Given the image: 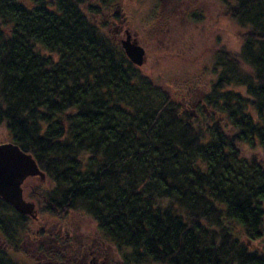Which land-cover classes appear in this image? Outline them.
<instances>
[{"label": "trees", "instance_id": "16d2710c", "mask_svg": "<svg viewBox=\"0 0 264 264\" xmlns=\"http://www.w3.org/2000/svg\"><path fill=\"white\" fill-rule=\"evenodd\" d=\"M164 1L0 0V129L45 175L22 186L35 219L0 201V264L74 214L125 264H264V0H210V18L173 0L158 33L194 25L195 49L157 55L155 76L108 27L116 4ZM221 24L236 48L205 36ZM187 82L195 116L175 96Z\"/></svg>", "mask_w": 264, "mask_h": 264}, {"label": "rangeland", "instance_id": "374dc122", "mask_svg": "<svg viewBox=\"0 0 264 264\" xmlns=\"http://www.w3.org/2000/svg\"><path fill=\"white\" fill-rule=\"evenodd\" d=\"M172 2L173 0H166L162 2V10L157 8L156 13L155 10L152 12L149 9V5L152 3L136 4L131 10L126 8V6L122 8L119 7V4H116L115 9L121 17V22L115 19L109 20L108 30H110V35H112V31L114 29L121 27V23L124 24L121 28L123 32L117 35L118 42L124 38V30H128L145 49L147 59L145 65L143 66L146 67L147 72L145 73L147 74H153L156 76V71H149V69L150 61H153L157 55L176 52L183 54L184 50L190 51L195 49V37L198 32L194 25L179 24V22L178 24L176 23L174 27H171L169 23L166 24V26L163 24L162 28L168 27L170 29L167 31L168 28H166L164 32L160 34L158 33L156 28L159 24L156 23L158 13H165L167 10H170V8H174V4H172ZM176 5L178 14L193 11L197 5H201L203 7V10L208 18L217 12V7L210 0H181V3ZM179 19V17H176L177 21H179ZM213 29L205 30V36H218L227 46L233 48L237 47L234 28L230 25L221 24ZM189 41L194 44L192 48H189ZM190 84V82H187L186 84L177 85L175 96L178 98L179 102L183 103L185 110L190 111L193 116H195V110L198 105L201 104L200 90L196 88L195 85L190 86ZM5 143L11 142H9L7 132L4 129H0V144ZM45 221L46 220H42V223H44L45 226L41 229L44 233H41V236L32 235L31 237H25L23 239L24 246L21 245L18 253H13L14 260L20 264H58L53 261L51 262L52 257H49L50 254L55 251L59 255H65V258L62 261L63 264H91V257L87 259L79 257L78 251L80 250L77 249V247H79L82 243V236L84 234H88L91 237H94V239H98V241L95 242L105 245V247H102L99 252L100 254L102 252L104 257L108 254L107 258L110 264H125L123 257L119 254L117 249L113 245L103 242V239L96 234L97 231L95 224L87 217L74 214L70 215L63 222L55 219L47 220V223ZM66 222L71 223L72 225H77L79 229H76V231L71 230L68 226H66ZM59 225H63V231H60ZM40 226L41 224L31 225L32 233L36 234V230ZM64 229H68V232L70 233L69 239L64 237ZM94 239H91L90 242ZM248 246L252 250H261L263 248V244L261 242L251 243L248 244ZM44 249H49V252L46 253ZM70 259L72 260L71 262L68 261Z\"/></svg>", "mask_w": 264, "mask_h": 264}, {"label": "water", "instance_id": "95a60500", "mask_svg": "<svg viewBox=\"0 0 264 264\" xmlns=\"http://www.w3.org/2000/svg\"><path fill=\"white\" fill-rule=\"evenodd\" d=\"M119 44L126 58L136 67L146 63V51L128 30ZM29 179L44 181L31 155L22 152L12 143L0 144V201L11 206L17 213L36 218L35 205L24 197L23 184Z\"/></svg>", "mask_w": 264, "mask_h": 264}, {"label": "flooded vegetation", "instance_id": "af4514ba", "mask_svg": "<svg viewBox=\"0 0 264 264\" xmlns=\"http://www.w3.org/2000/svg\"><path fill=\"white\" fill-rule=\"evenodd\" d=\"M120 26H123V23H121ZM121 28H119L118 31L115 32V38L116 39H117V35L119 33L123 32V30ZM65 224H66V226H68L73 231H76V229H79V227H77V225H72L71 223H68V222H66ZM59 229H60V231H63V225H59ZM64 231H65L64 237L65 238L67 237V239H69L70 233L68 232V229H64ZM96 234H98V233H96ZM91 239H94V237H91L88 234L87 235L84 234L82 236V240H81L82 243L79 245V247H77V249L80 250V251H78V256L82 257L84 259L91 257L90 258L91 264H98V263L99 264H108L109 263V260L107 258L108 254L106 255V257H104L102 252H101V254L99 252V250L101 251V248L105 247V245L102 243L95 242V241H98V239H94L92 242H90ZM93 248H95V249H93ZM49 257H52L51 262L53 261L54 263L63 264L62 261L64 260L65 255H59V254H57V252L54 251V253L50 254ZM103 257H104V259H103ZM68 261L71 262L72 260L70 259Z\"/></svg>", "mask_w": 264, "mask_h": 264}, {"label": "bare ground", "instance_id": "6f19581e", "mask_svg": "<svg viewBox=\"0 0 264 264\" xmlns=\"http://www.w3.org/2000/svg\"><path fill=\"white\" fill-rule=\"evenodd\" d=\"M34 180H37V179H34ZM45 180V179H44ZM35 205V204H34ZM35 211H36V207H35Z\"/></svg>", "mask_w": 264, "mask_h": 264}]
</instances>
